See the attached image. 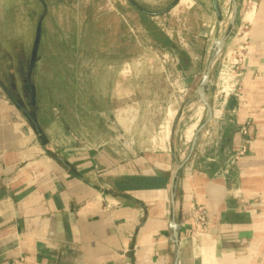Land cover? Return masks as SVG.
<instances>
[{
	"label": "crops",
	"instance_id": "crops-1",
	"mask_svg": "<svg viewBox=\"0 0 264 264\" xmlns=\"http://www.w3.org/2000/svg\"><path fill=\"white\" fill-rule=\"evenodd\" d=\"M244 1L237 91L211 102L204 121L203 110L192 115L182 135L171 124L164 149L66 152L0 97V264H264V0ZM221 143L223 164L203 167ZM193 204L205 207L206 230L181 225Z\"/></svg>",
	"mask_w": 264,
	"mask_h": 264
},
{
	"label": "rangeland",
	"instance_id": "rangeland-1",
	"mask_svg": "<svg viewBox=\"0 0 264 264\" xmlns=\"http://www.w3.org/2000/svg\"><path fill=\"white\" fill-rule=\"evenodd\" d=\"M236 1L0 0V97L66 152L164 149L248 49Z\"/></svg>",
	"mask_w": 264,
	"mask_h": 264
},
{
	"label": "built area",
	"instance_id": "built-area-1",
	"mask_svg": "<svg viewBox=\"0 0 264 264\" xmlns=\"http://www.w3.org/2000/svg\"><path fill=\"white\" fill-rule=\"evenodd\" d=\"M252 1V0H249ZM244 45L242 47H239L238 53L244 52ZM240 60L235 62V64L232 65L231 68H228L226 70V76L225 73H222L221 79H223V82H225V86H223L222 90L219 92L220 95H216V97L220 96V99H224L230 94H233L237 91V78L239 76V65L241 63ZM229 71V73H227ZM241 133L244 136H247L249 133V122L244 124L241 128ZM248 140H245L242 142L235 150V153L233 155L232 161L235 162L236 160H239L241 157L245 156L249 146L247 144ZM191 224L194 229L196 230H206L208 227V217L206 214L205 207L199 204H193L191 206V214L187 215L184 214L181 218V225Z\"/></svg>",
	"mask_w": 264,
	"mask_h": 264
},
{
	"label": "trees",
	"instance_id": "trees-1",
	"mask_svg": "<svg viewBox=\"0 0 264 264\" xmlns=\"http://www.w3.org/2000/svg\"><path fill=\"white\" fill-rule=\"evenodd\" d=\"M210 154L212 155V157L214 158V161L211 162H206V165H203V157L202 158H198V165H203V167H207L209 166L210 168L216 167V166H220L223 164L224 159L226 158V156L229 154V147L225 144V143H221L220 145L218 144V146L213 149L210 150Z\"/></svg>",
	"mask_w": 264,
	"mask_h": 264
},
{
	"label": "water",
	"instance_id": "water-1",
	"mask_svg": "<svg viewBox=\"0 0 264 264\" xmlns=\"http://www.w3.org/2000/svg\"><path fill=\"white\" fill-rule=\"evenodd\" d=\"M233 2H234L233 19H235L237 17V14H238V4H237V1L236 0H233ZM213 4H214L215 9L217 10V0H213ZM207 105H208V103H207ZM208 108L211 109V107L209 105H208ZM200 131H201V128L197 131V133L195 135V138H194L193 143H192V147H191V152H190L189 158L191 157L192 153L195 150V146H196L198 134H199Z\"/></svg>",
	"mask_w": 264,
	"mask_h": 264
}]
</instances>
